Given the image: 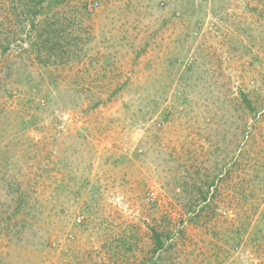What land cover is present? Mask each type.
Listing matches in <instances>:
<instances>
[{
	"label": "rangeland",
	"instance_id": "obj_1",
	"mask_svg": "<svg viewBox=\"0 0 264 264\" xmlns=\"http://www.w3.org/2000/svg\"><path fill=\"white\" fill-rule=\"evenodd\" d=\"M38 1L0 0V264H264V0Z\"/></svg>",
	"mask_w": 264,
	"mask_h": 264
},
{
	"label": "trees",
	"instance_id": "obj_2",
	"mask_svg": "<svg viewBox=\"0 0 264 264\" xmlns=\"http://www.w3.org/2000/svg\"><path fill=\"white\" fill-rule=\"evenodd\" d=\"M43 2V0H39L38 1V3H39V6H37V5H35V8H34V11H32V13L34 14V15H37L38 13H40L41 11V8H40V4ZM39 8V9H38ZM52 37H53V40H58L60 37H63V34L61 35V33H60V31H57L54 35H52ZM49 41V39L48 38H46L45 40H44V42H43V44L45 45L47 42ZM56 45L58 44V43H55ZM47 46V45H46ZM49 46V45H48ZM50 47V49L53 51V49H54V47L51 45V46H49Z\"/></svg>",
	"mask_w": 264,
	"mask_h": 264
}]
</instances>
